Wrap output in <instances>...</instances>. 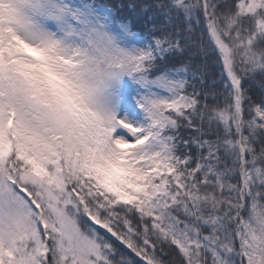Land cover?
<instances>
[{"label": "snow or ice", "instance_id": "6c2138e0", "mask_svg": "<svg viewBox=\"0 0 264 264\" xmlns=\"http://www.w3.org/2000/svg\"><path fill=\"white\" fill-rule=\"evenodd\" d=\"M0 264H264V0H0Z\"/></svg>", "mask_w": 264, "mask_h": 264}, {"label": "trees", "instance_id": "16d2710c", "mask_svg": "<svg viewBox=\"0 0 264 264\" xmlns=\"http://www.w3.org/2000/svg\"><path fill=\"white\" fill-rule=\"evenodd\" d=\"M98 3H104L108 5L113 4H120L124 2V0H97ZM138 30V29H137ZM187 59H185V63H193L196 64L198 67H201L203 69H206V77H207V83L209 86H211L213 83L220 84V72L221 68L216 63L212 53L209 51L207 55H201L198 54L195 51L186 53ZM259 84V78H257V81L252 83L250 87V94L253 96L254 100H259L261 98V89L258 87ZM118 247H120L117 244ZM123 250V249H122Z\"/></svg>", "mask_w": 264, "mask_h": 264}]
</instances>
